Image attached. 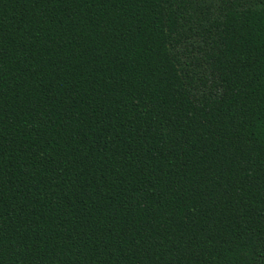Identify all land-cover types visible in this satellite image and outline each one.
<instances>
[{"label":"trees","instance_id":"trees-1","mask_svg":"<svg viewBox=\"0 0 264 264\" xmlns=\"http://www.w3.org/2000/svg\"><path fill=\"white\" fill-rule=\"evenodd\" d=\"M0 264H264V0H0Z\"/></svg>","mask_w":264,"mask_h":264}]
</instances>
